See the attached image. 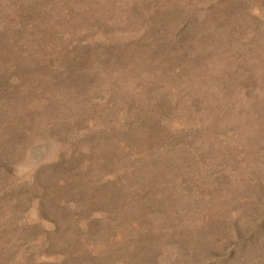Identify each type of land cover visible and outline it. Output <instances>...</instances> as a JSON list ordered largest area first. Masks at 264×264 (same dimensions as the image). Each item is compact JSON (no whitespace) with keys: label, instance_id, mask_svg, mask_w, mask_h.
I'll use <instances>...</instances> for the list:
<instances>
[{"label":"rangeland","instance_id":"rangeland-1","mask_svg":"<svg viewBox=\"0 0 264 264\" xmlns=\"http://www.w3.org/2000/svg\"><path fill=\"white\" fill-rule=\"evenodd\" d=\"M0 264H264V0H0Z\"/></svg>","mask_w":264,"mask_h":264}]
</instances>
